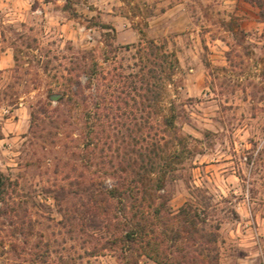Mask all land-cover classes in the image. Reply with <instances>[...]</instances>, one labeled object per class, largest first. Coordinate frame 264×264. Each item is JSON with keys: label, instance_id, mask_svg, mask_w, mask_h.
<instances>
[{"label": "rangeland", "instance_id": "rangeland-1", "mask_svg": "<svg viewBox=\"0 0 264 264\" xmlns=\"http://www.w3.org/2000/svg\"><path fill=\"white\" fill-rule=\"evenodd\" d=\"M0 19V49H15V65L0 70V264H158L110 242L124 233L106 208L119 205L107 189L121 178L163 195L162 215L205 209L218 264H264V21L254 4L0 0ZM143 37L179 61L147 121L124 103Z\"/></svg>", "mask_w": 264, "mask_h": 264}, {"label": "trees", "instance_id": "trees-1", "mask_svg": "<svg viewBox=\"0 0 264 264\" xmlns=\"http://www.w3.org/2000/svg\"><path fill=\"white\" fill-rule=\"evenodd\" d=\"M248 1L257 7L259 17L264 21V0ZM107 46L110 51H106V53L112 52L113 46L110 43ZM137 46L142 53L138 71L123 76L124 103L129 105L130 100L134 101L133 108L136 112L142 113L139 118L147 121V117L144 115L149 113L152 106L151 101H162L167 85L172 82L178 69L179 61L175 53H169L163 43H158L154 39L143 37ZM106 60H109V54L106 55ZM85 73L88 75L85 87L90 88L94 73L92 71H85ZM119 77L122 78V75L119 74ZM68 93L75 94L76 92H72L69 88L62 94L56 95L54 99L62 100L63 96ZM101 99L102 102L106 100L105 93ZM134 120H138V117H135ZM166 122L172 126L174 116L166 119ZM158 181H161L160 177ZM162 188L163 185L158 183L156 190ZM107 195L111 199H116L119 205L117 207L113 204L107 205L106 208L117 210L123 218L124 226L123 235H115L114 239L110 241L111 244L122 243L126 249L137 248L141 255L147 256L158 264H218V227L216 230L206 229L207 214L205 209L186 204L175 213L169 211L162 215V210L166 209L167 199L158 193H155L156 197L152 198V195L148 193V188L136 179L129 181L121 178L111 189H107ZM124 196L132 199L130 204H124ZM157 199L158 203L156 204ZM98 204L95 203L96 210H98ZM108 209H105V212ZM126 210L131 213L128 217L122 215ZM177 244L179 245L177 246ZM97 249L98 247L94 246L92 253L97 252ZM175 251L180 252V259L173 257ZM17 264L71 263L64 259H43L37 263L36 259H31Z\"/></svg>", "mask_w": 264, "mask_h": 264}, {"label": "crops", "instance_id": "crops-1", "mask_svg": "<svg viewBox=\"0 0 264 264\" xmlns=\"http://www.w3.org/2000/svg\"><path fill=\"white\" fill-rule=\"evenodd\" d=\"M33 12H36L33 11ZM14 17V15L12 16ZM14 18L10 19V22H12ZM1 23V19H0ZM67 26V24H62L61 25V30H64V28ZM60 27H58V30ZM75 32H73L72 35L75 36ZM64 35L63 32L60 33V36L62 37ZM0 37H1V32H0ZM15 65V49L11 45H5L4 48L1 50L0 49V70L1 71H7L10 70L13 66ZM15 111L20 115L22 113V109L20 107L16 108ZM19 123V120L18 122Z\"/></svg>", "mask_w": 264, "mask_h": 264}]
</instances>
